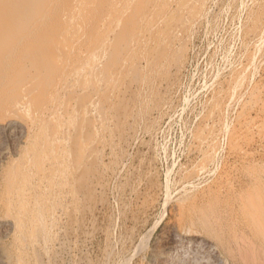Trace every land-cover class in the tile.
I'll return each mask as SVG.
<instances>
[{"label":"rangeland","instance_id":"obj_1","mask_svg":"<svg viewBox=\"0 0 264 264\" xmlns=\"http://www.w3.org/2000/svg\"><path fill=\"white\" fill-rule=\"evenodd\" d=\"M102 1L100 4L105 5L98 7L108 4ZM165 1L149 7L154 8L151 11L145 10L149 14L143 13L145 23L143 17V23L138 21V39L126 51L121 48L124 40L111 39L117 26L111 17L105 20L96 10L92 24L86 18L80 21L76 32L91 27L96 32L95 39L87 43L85 58L99 55L103 48L107 49L102 54L118 51L116 65L106 67L103 61L97 67L100 75H111L102 76L106 81L98 82L101 86L95 90L89 88L90 95L85 94L81 100L99 101V111L90 108L91 119H85L88 133L84 135L87 140L81 157L88 168V185H83L82 194L77 190L63 196L62 182L53 179L46 163L44 172L48 175L43 185L49 179L55 185L51 186L54 194L45 200L34 183L35 169L26 170L33 202L42 204L37 214L41 230L32 240L20 239L13 230H0V264L4 256L9 260L7 264H165L162 257L172 250L176 258L187 253L196 258V252H192L196 245L190 246L189 242L190 235L196 233L189 230L196 232L197 199L224 191L226 194L246 173L264 169V0ZM156 15L164 19L165 25L155 22ZM96 22L100 25L95 26ZM126 28L129 39L135 29ZM72 59L70 56V70L75 69L76 60ZM107 70L110 73L106 75ZM87 76L92 78L91 73ZM92 83L88 81L86 88ZM60 94L61 90L55 97ZM5 139L0 140V148L7 153L19 144L16 138H12L14 142ZM31 145L32 139L23 144L19 156H3L0 191L4 170L18 158H29L34 151ZM211 189L214 194L209 193ZM4 216L0 207V218ZM183 227L191 228L185 231ZM169 230L174 231L171 234ZM174 232L180 234L179 238ZM178 239L185 240L181 244Z\"/></svg>","mask_w":264,"mask_h":264},{"label":"bare ground","instance_id":"obj_2","mask_svg":"<svg viewBox=\"0 0 264 264\" xmlns=\"http://www.w3.org/2000/svg\"><path fill=\"white\" fill-rule=\"evenodd\" d=\"M159 1L162 0H107L106 2L108 4L106 6L98 7V5H103L104 2L100 4V0H0V140L6 138V141L7 138L8 140L9 138H11V140L13 138L15 141L16 138L18 142L15 143H19L18 145L16 144L17 146L14 144V148L11 149L9 153H7L8 150L4 151L0 148V169L4 167L2 166L4 160L3 156H11L13 158L19 156L21 147H24L23 144H26V141L32 139L31 146L34 147V151L29 158L26 157L22 160L18 158L6 169V171L4 170L3 189L0 191V207L5 216L0 218V230H13L20 239L25 240L26 238L32 240L41 230L37 214L42 204L37 201H35V203L33 202L34 197L31 194L30 188H28L30 184L24 174L26 170L35 169L37 179H35L36 181H34V183L41 188L44 196H46L45 198L43 197L45 200H47L49 195L54 194L51 187L55 185L52 182L53 179L57 178L56 180L62 182L61 191L63 196H67L68 194L72 195V193H76L77 190L80 192L83 185L88 182L87 178H85L87 167H85L86 164L84 165L81 157L84 143H86L84 141L87 140H84L87 126L85 121L89 120L91 116L89 113L91 111L90 108H99V101L92 99L91 102L89 101V105V102L84 103L81 100L84 98L85 94V96L89 94L87 93L89 88L94 89V87L99 88L101 86L98 85V82L101 84L100 82L103 80V75L102 73L100 75V72L97 70L101 71V69L97 67H100L103 61H105L106 67H111V65L114 66L115 63H118V51L114 52L115 54H102V50L107 49L102 46L103 49L98 53L99 55H95L89 59L85 58L87 43L95 39L96 32H94L95 30L92 29V27L76 32V30L79 29L78 26L80 21L86 18L88 23L90 22V24H92V17L98 11L105 20L111 17L115 20L114 23L117 24L116 29L112 31L111 39L124 40V42H121L123 43L121 48L125 51L130 50L132 45L137 41L140 33L139 30V33L136 31V27L139 23L138 21L143 23V21L140 20L143 17V13L145 12V15H147V13L149 14V12L147 11L146 13L145 10L155 6ZM186 1L188 2L189 0ZM194 1L195 0L192 2ZM165 2H167V0ZM164 5H167V3ZM113 8L117 10L116 13H114L116 10L111 11ZM151 9L154 8H150L149 11H151ZM178 9L179 5L176 6V10ZM171 10H173V8ZM154 18L156 19L155 22L161 24V27L165 25L164 19L159 18L158 15ZM154 18L149 24L150 27L153 25ZM100 19L97 18L99 23L103 20ZM144 19L146 20V16L145 18L143 17V20ZM99 23L96 22L95 26H98ZM91 26H94V24ZM127 26H131L135 29L132 35L130 34L131 37L129 36V39L126 37L128 33L126 32L127 35L125 33V31H127ZM142 43L144 44V42ZM106 44H108V42H105L104 46ZM68 45H72V47ZM111 47L114 46L112 45ZM160 47L162 50L163 46ZM157 48V51H159V47ZM70 56L76 60L74 65L75 69L71 70L68 69ZM107 71L108 72H105V74L110 73L109 70ZM90 73L92 78H88L87 76ZM110 75L104 76L107 78ZM88 81H93V83L87 89L86 83ZM107 84L109 85L110 83L107 82ZM59 90H61V94L55 97V93ZM95 95L96 94L93 95V98ZM71 98L74 100L70 101ZM89 109L90 111H88ZM262 110H264V104ZM98 111L96 112L99 113ZM245 159H247V157H245ZM46 163H48V172L53 175V179H49V183L45 182L46 184L43 185L44 177L48 175L44 172L46 170ZM218 166L221 165L218 164ZM224 166H226V163ZM238 174H240V171ZM209 175H211V173ZM213 176H211V179ZM240 179L239 183H237L238 185L234 183L237 186L233 185L228 192L226 191V194H224V191V195L218 193V195L215 194L216 196H209V193L214 194L211 193L214 192L213 189H211L207 194L209 197L206 195L208 197H206L207 199L203 195L198 199L196 198L197 208L194 210V212L196 211V214H194L196 215V217H194V219L196 218V232L190 229L191 227H188L190 229L189 232L196 233V235H190L191 237L189 239L190 246L191 244L196 245V251H192L193 253L196 252V258H192L191 256L188 257V253L185 251L187 254H183L181 249L180 252L183 255L180 256L178 254L180 257L176 258L173 256V250L170 247L172 252L169 251L167 254L165 251L167 254L166 257H164L165 255L163 257L161 256L165 258V261H163L165 264H264V169L260 173L248 172ZM217 182L216 180V183ZM218 184L220 183L218 182ZM226 184L224 185L226 186ZM91 185L93 186V183ZM218 190L219 189H217V191ZM79 194L82 193L80 192ZM192 208L195 207L193 206ZM13 214H15V216H13ZM70 214H72V212H70ZM69 219L71 221V217H69ZM60 221L62 222V220ZM194 223L195 222L192 224ZM174 226L176 227V224ZM62 228L65 229V227ZM183 228L185 230L187 227ZM187 229L185 231H187ZM169 231L172 234L174 230ZM181 232H183V230ZM60 234L57 235L61 237ZM174 234L176 233L174 232ZM64 235L67 234L64 232ZM179 235L176 237L179 238ZM174 237L173 235L172 238ZM179 240L180 239L176 241L178 242ZM183 240L181 244H183ZM167 241L170 243L169 245H173V242L171 244L169 240ZM64 245L66 246V244ZM186 245L189 246L188 244ZM60 247L58 246V248ZM175 248L178 249V247ZM187 248L188 247L185 249ZM37 249L38 248H35L34 250H36L38 254ZM134 250H136V248ZM177 251L174 252L177 254ZM176 254L174 253V255ZM173 257L176 258V260H173ZM41 258L42 257H40V261ZM4 259H2V264H7L9 260L7 261L5 256ZM41 262L43 263L44 261ZM147 264H149V262ZM156 264H158V262ZM159 264L163 263L161 262Z\"/></svg>","mask_w":264,"mask_h":264}]
</instances>
